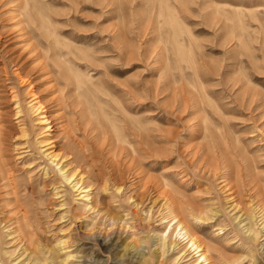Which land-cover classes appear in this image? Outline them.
I'll return each instance as SVG.
<instances>
[{
  "label": "rangeland",
  "instance_id": "rangeland-1",
  "mask_svg": "<svg viewBox=\"0 0 264 264\" xmlns=\"http://www.w3.org/2000/svg\"><path fill=\"white\" fill-rule=\"evenodd\" d=\"M32 93L50 130L36 124ZM126 117L146 127L147 144L117 141ZM47 137L56 151L86 154L84 168L118 177L120 197L104 199L115 224L74 218L78 192L43 182L52 164L38 140ZM164 182L211 215L188 220L211 246L210 264H264L255 208L264 202V0H0V264L26 260L23 246L37 236L57 252L60 237L81 238L75 264H140L121 256L128 242L148 264H207L163 217ZM86 234L115 235L119 253Z\"/></svg>",
  "mask_w": 264,
  "mask_h": 264
},
{
  "label": "bare ground",
  "instance_id": "bare-ground-1",
  "mask_svg": "<svg viewBox=\"0 0 264 264\" xmlns=\"http://www.w3.org/2000/svg\"><path fill=\"white\" fill-rule=\"evenodd\" d=\"M88 66H90V64ZM16 74H17L18 79L21 82H24L26 77L21 74V71H19V70L16 71ZM69 82H66L65 86L69 87V85H70ZM79 84L80 83L78 82L76 89L80 88ZM129 86H128V89H126V90H127L128 94H131V88ZM31 96H32L31 100H30L32 102L31 108H35V110L37 111V114H38L36 124L43 125V126H39L40 130H43V131L50 130L49 117L46 116L44 108L42 106V103L40 102V100H38V97L35 95V93H32ZM16 102H17L16 104L19 103L18 101H16ZM118 104H119L118 110H121V111L130 110V107L128 105L120 104L119 102H118ZM73 111H75V110H73ZM21 112H22V108L18 104L17 105V111L15 112V115H18V117H19L21 115ZM130 119H132V117H126V118L122 119L125 122V125H124L125 135H124V138L117 136V138H116L117 141L122 140L124 142H128V144L130 146H132L133 140L136 139V142H138V143H144L145 142L147 144V140H144V139H148V137H149V133L147 132L146 127L140 126V127L136 128L130 122L133 119L132 120H130ZM21 120H23V119H21ZM98 123H100V122H98ZM102 123H103V121H102ZM103 127H104V125H103ZM113 127L116 128L117 126L115 124H113ZM98 129H102V128L99 127ZM102 133L104 134V132H102ZM21 135L27 136V129L26 128H24V127L21 128ZM71 142H73V145H75V146L78 145L77 147H79L81 151L83 150L82 148H83L84 144L82 142L78 141L77 143H75V139H73V141H71ZM26 143H28L27 140L23 144H26ZM38 143L40 144L41 147H45L42 151V154L47 159V161L48 162L50 161L52 164V166L48 165V168H50L51 171H56L58 174L57 177H54V178L47 177V175H48V168H47L46 170H44V174H45L44 177L45 178H44L43 182L52 184L54 186V189H58L59 188L58 185H62L59 183L64 182L73 191L78 192L77 198L81 199L82 206L76 207V208L71 207L70 211L73 212V217L74 218L83 217V218H89L91 220L93 218H97L99 220H102V222H103L102 224H104V225L106 224V222H109L110 225L115 224L119 218L112 211V207H111L110 203L104 199L109 197V199H111L113 202H115V201H117V198L120 197L122 185L120 183H118V180H117L118 177L116 178V176H114L113 174L112 175L110 174L108 176L105 172H103L100 169H98V173L95 174L93 171L94 165H92V164H90V167H91L90 169L84 168L83 165L85 164L86 154H84L82 157L78 156V154L75 153V151H73V149H66V147L64 145L61 146L59 148V150L56 151L55 149L57 148V144H54L53 139L51 140L50 138L47 137L45 139L38 140ZM25 147L28 148L29 146H25ZM132 150H133V152L136 151L134 147L132 148ZM39 153H40V151H39ZM83 153H85V152L82 151V154ZM225 174H229V171H226ZM224 175H223V177H224ZM225 180H227L226 175H225ZM249 182L251 184L256 185L255 179L253 177H251L249 179ZM31 185H32V182H31ZM34 186L32 185V187H34ZM163 186H164L163 190H165L164 192L167 193V195H166V193H165V195L168 196L164 199L165 202L163 204V210H164L163 217L172 221L170 226H173L174 230L177 229L176 235L179 236V239H181L182 241L186 240L187 243H190V247H192V250L196 251V253H199L198 257H200L201 261H205L207 264H210V261H209L210 257L208 255V251L211 248V246L209 244H203L202 240L192 230V227H191L190 223L188 222V220L190 219V220H193L195 222H198V221L200 222V221H204V220L209 219V217H211V215L209 216V213L207 211H202V210L196 209L191 204L189 199L186 198L185 196H183L182 194L180 196L181 199L179 197H177V198H179V201L176 200L175 199L176 197H174V195L177 196L179 193L174 188H172L170 185H168L166 182L163 183ZM100 187H102L103 191L94 193V190L99 189ZM166 187H168V188H166ZM110 189H112V190H110ZM31 193H32V191H31ZM60 193L62 194V192L60 190H57V192H55V194L58 196L60 195ZM256 194L258 195L257 192H256ZM254 199H256V198H254ZM256 203L257 204H256L255 208H256V210L257 209L259 210V212H260L259 215H261V217L263 218V222H264V202H263V199L262 198L256 199ZM61 204L64 205V204H66V202H63ZM116 204H118V203H116ZM248 229H251L250 226ZM250 231L252 232V229ZM108 235H109V238H104L103 241H100L98 239V237L92 238V234H86V238L92 239L94 244L101 245L106 251H111V250L116 249V252H117L116 254H118L119 250H117V247L121 245L119 243V238L116 237L115 235L114 236H112L111 234H108ZM256 238H257L256 235L249 237L250 240L251 239L255 240ZM79 239H81V238H79ZM79 239L78 238H76V239L72 238L69 241L67 239H64V237H60L58 239L57 243L54 242L55 244H58V248H57L58 252H57V250L54 247L50 246L46 242H43V239L40 236H37L34 238L30 237L28 239V242L25 243L23 246V253H27L26 260L21 261L18 264H75V262L73 260L76 257L74 252L77 250V247L79 245V243H78ZM23 240H24V238H21V241H23ZM71 247L72 248L74 247V248L71 249ZM122 248H123V253H122V255L120 254L121 256L131 254L130 256H135L136 258L140 259V261H139L140 264H148V262H147L148 256H146V253H144V251L141 250V245H139V243H129L128 242ZM160 248H162L163 252L165 251L166 242L164 239L160 245ZM211 250H214V249H211ZM219 251H220V249H219ZM59 252H61V253H59ZM219 260H221V259H219ZM236 260H238V259L236 258L233 261H236ZM88 261H90V264H95V263L98 264L99 263V261L97 259H95V258L92 259V257L86 256V257H84L82 264H86V263H88Z\"/></svg>",
  "mask_w": 264,
  "mask_h": 264
}]
</instances>
